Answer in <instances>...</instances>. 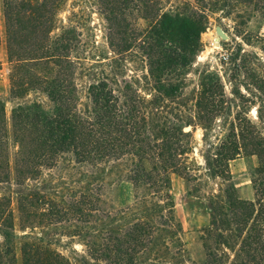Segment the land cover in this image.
<instances>
[{
	"label": "trees",
	"instance_id": "obj_1",
	"mask_svg": "<svg viewBox=\"0 0 264 264\" xmlns=\"http://www.w3.org/2000/svg\"><path fill=\"white\" fill-rule=\"evenodd\" d=\"M89 1L106 23L105 50L84 40L82 22L59 27L66 0H0L9 95L18 101L9 123L0 99V185L15 187L0 196V264H73L53 248L60 228L81 240L82 264H198L182 240L174 177L208 204L200 264H264V58L244 48L264 55V37L244 34L223 59L226 74L205 66L187 90L211 14L230 17L243 5L241 27L264 18V0ZM133 57L145 88L126 77ZM78 75L91 77L82 109ZM30 94L49 106L20 102ZM242 157L258 160L253 200L239 197L232 174ZM68 158L86 170L65 194L44 177ZM113 173L134 192L120 210L105 199Z\"/></svg>",
	"mask_w": 264,
	"mask_h": 264
},
{
	"label": "rangeland",
	"instance_id": "obj_2",
	"mask_svg": "<svg viewBox=\"0 0 264 264\" xmlns=\"http://www.w3.org/2000/svg\"><path fill=\"white\" fill-rule=\"evenodd\" d=\"M184 1V0H180ZM194 1V0H190ZM233 15L226 17V13L218 11L211 14L210 24L206 32L202 35V51L199 52L194 66L189 69L187 77V90L193 91L198 81L200 71L208 66L211 70L217 71L224 75L227 73L228 65L223 64L224 57L232 52H235L238 44H243L244 34L251 36L261 35L264 37V18L260 15L253 17L251 20L244 22L243 26H238L235 22V14L237 12H245L248 8L243 5L234 7L232 9ZM229 11L227 8L226 12ZM79 16V17H78ZM82 22L84 27V40L96 39L100 50H105L107 47V31L106 23L101 16L97 6L89 0H66V4L59 12V27L62 25L77 24ZM139 29L145 28L146 24L143 20L136 21ZM82 27V25L80 26ZM221 27L227 38L220 37L216 28ZM82 31V28H81ZM92 37V38H91ZM244 48L248 51L259 52L260 56L264 55L260 52L258 46H247ZM143 63L138 58L129 60L128 69L125 72L126 77L139 79L142 76ZM140 80V79H139ZM91 82V77L78 75L77 86L78 95L80 98L79 108L82 109L87 103V89ZM141 86L145 88V84L141 81ZM10 78L9 65L7 62V48L4 41L0 43V99L5 103V110L7 119H11L13 108L18 101L12 100L9 95ZM149 93V91H146ZM37 99L45 107L49 106V100L42 94H30L26 99L20 102H30ZM198 136V135H197ZM11 152H14L11 148ZM60 167L51 171H45L44 179L51 184H57V189L61 193L68 194L70 189L76 190L78 188L77 182L85 173V168L75 167L74 161L69 159L62 161ZM258 166L256 157H242L231 164V170L236 183L239 197L243 200H253L254 191L251 184V175L254 169ZM71 174L72 176H68ZM52 176V177H51ZM42 182V180H41ZM107 188L105 191V199L109 205L116 210L124 209L132 205L134 201V192L132 185L117 173L110 174L107 177ZM34 185V182H29ZM15 187L10 188L8 185H0V196L9 195ZM47 191L53 192V189ZM172 196L175 203V211L177 220L183 228L182 240L187 249L188 256L192 262L198 264L205 259V252L203 249L202 233L209 225L210 211L207 202L202 198H196L189 192L187 184L180 178L174 177L172 180ZM63 226V225H62ZM61 227V226H60ZM56 238V245L53 248L57 249L64 256L71 260L73 264H82V258H88L86 249L81 244L79 238L70 239L65 237L59 231H52ZM1 241V240H0Z\"/></svg>",
	"mask_w": 264,
	"mask_h": 264
},
{
	"label": "water",
	"instance_id": "obj_3",
	"mask_svg": "<svg viewBox=\"0 0 264 264\" xmlns=\"http://www.w3.org/2000/svg\"><path fill=\"white\" fill-rule=\"evenodd\" d=\"M216 32H217V34H218L220 37H222V38H227V35L224 33V31L222 30L221 27H217V28H216Z\"/></svg>",
	"mask_w": 264,
	"mask_h": 264
}]
</instances>
